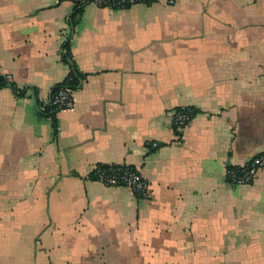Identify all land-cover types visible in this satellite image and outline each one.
Listing matches in <instances>:
<instances>
[{
  "label": "crops",
  "instance_id": "crops-1",
  "mask_svg": "<svg viewBox=\"0 0 264 264\" xmlns=\"http://www.w3.org/2000/svg\"><path fill=\"white\" fill-rule=\"evenodd\" d=\"M73 65L75 107L53 113ZM0 78V264H264V167L227 181L264 154V0H0Z\"/></svg>",
  "mask_w": 264,
  "mask_h": 264
},
{
  "label": "built area",
  "instance_id": "built-area-1",
  "mask_svg": "<svg viewBox=\"0 0 264 264\" xmlns=\"http://www.w3.org/2000/svg\"><path fill=\"white\" fill-rule=\"evenodd\" d=\"M150 0H78V5H95L99 8L128 10L134 6L146 4ZM53 113L61 110H71L75 107L74 90L61 88L54 94L49 102ZM173 128L182 132L195 116V110L190 107L175 108L171 111ZM160 143L153 142L152 147L157 148ZM264 167V154L255 156L250 162L227 169V181L233 186L252 184L261 168ZM93 180L106 186H120L132 190L141 196L147 192V182L140 171L128 165H97L91 173Z\"/></svg>",
  "mask_w": 264,
  "mask_h": 264
},
{
  "label": "trees",
  "instance_id": "trees-1",
  "mask_svg": "<svg viewBox=\"0 0 264 264\" xmlns=\"http://www.w3.org/2000/svg\"><path fill=\"white\" fill-rule=\"evenodd\" d=\"M65 49V53L63 55V60L67 63H69L71 61V53H70V46L69 44H66L64 46ZM85 76L81 75L80 73H78L77 68L73 65L72 66V71L71 73L68 75V77L61 83L59 84L53 91V95L56 94L59 89L65 87V88H70L72 90H77L81 87L83 81H84ZM5 79L4 78H0V87L5 85ZM196 114V112H195ZM104 167H106L107 165H102ZM133 167V166H131ZM134 168V167H133Z\"/></svg>",
  "mask_w": 264,
  "mask_h": 264
}]
</instances>
